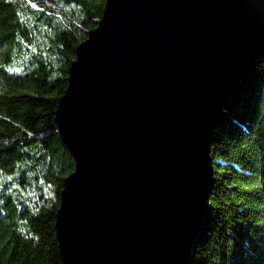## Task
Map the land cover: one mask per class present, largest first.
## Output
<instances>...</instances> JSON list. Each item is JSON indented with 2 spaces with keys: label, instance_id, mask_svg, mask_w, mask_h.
<instances>
[{
  "label": "water",
  "instance_id": "water-1",
  "mask_svg": "<svg viewBox=\"0 0 264 264\" xmlns=\"http://www.w3.org/2000/svg\"><path fill=\"white\" fill-rule=\"evenodd\" d=\"M264 54V0H105L52 120L74 168L60 264H194L211 214V140Z\"/></svg>",
  "mask_w": 264,
  "mask_h": 264
},
{
  "label": "trees",
  "instance_id": "trees-1",
  "mask_svg": "<svg viewBox=\"0 0 264 264\" xmlns=\"http://www.w3.org/2000/svg\"><path fill=\"white\" fill-rule=\"evenodd\" d=\"M105 0H0V264H60L55 215L73 171L52 125L76 46ZM211 214L194 264H264V54L211 140Z\"/></svg>",
  "mask_w": 264,
  "mask_h": 264
}]
</instances>
